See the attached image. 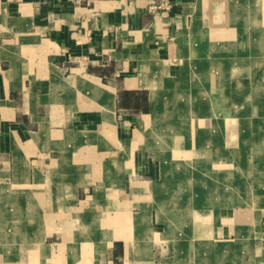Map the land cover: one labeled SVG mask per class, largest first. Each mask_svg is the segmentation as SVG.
<instances>
[{"label":"crops","instance_id":"1","mask_svg":"<svg viewBox=\"0 0 264 264\" xmlns=\"http://www.w3.org/2000/svg\"><path fill=\"white\" fill-rule=\"evenodd\" d=\"M252 161L264 0H0V264L171 263Z\"/></svg>","mask_w":264,"mask_h":264},{"label":"rangeland","instance_id":"2","mask_svg":"<svg viewBox=\"0 0 264 264\" xmlns=\"http://www.w3.org/2000/svg\"><path fill=\"white\" fill-rule=\"evenodd\" d=\"M202 155L203 154H201V156ZM217 156L219 158L223 157L222 152L217 153ZM216 168H218L216 176L220 181V183L218 182V184L223 186L225 185V182L223 180L228 179L229 182V180L231 179V173L219 172L221 168L233 170L232 178H234L235 185H240V178H242L241 176L246 175V173L248 172L250 174V181L245 184L246 191L247 185L251 183V185L253 184L254 186H256L255 190H259V194H257L258 196L256 197L252 195V200L249 199L251 202L248 207L250 206V208L246 206L247 204H245L244 206L243 197H239V192L242 191L241 186L236 187L235 189V191H237L236 193H238L236 194L237 196L235 195V202H233L232 200L230 202H227L228 200L226 197L220 196L218 198V212H213L214 216H211V214L209 213H205L204 215V217L210 216L214 218V221L211 224L212 228L204 230L206 233H208V235L205 232H202L203 230H198L199 233L204 235L201 238H206L205 244L199 247H196L197 245L193 246L191 245V242L195 243L197 240L192 239L193 237L191 232H178L176 235H174V237H178L183 242L188 241L189 246L179 247L176 246L175 243H173L172 248L169 249V256L172 257V262L168 264H177V260L179 259L178 257L181 254V250L183 252L189 253L193 260H198L200 257V259H202L201 261H192L189 264H213L214 259H216L217 256L219 257L217 260H215L214 264H264V252L262 251L264 249L262 248L261 244V231L258 222L260 217L264 215V209H261L259 207V205L264 202V184L260 183L261 181H264V178H262V180L259 178L262 170H264L263 164L252 161L247 163V165L245 166L241 163H238L236 165L218 164ZM247 179L248 178H246L245 180ZM239 198H241V202L238 200ZM204 211L207 212L206 209H204ZM192 232L194 233V236V230H192ZM249 232H251L250 239L252 241L251 243H249V245H246V247L249 248L248 250H246L244 248L245 244L242 241L248 237ZM243 250L246 251L245 255L247 256L245 259L241 260L240 257L243 256L241 254ZM238 253L240 254L239 257L237 256V258L236 255H238ZM178 264L181 263L178 262Z\"/></svg>","mask_w":264,"mask_h":264},{"label":"bare ground","instance_id":"3","mask_svg":"<svg viewBox=\"0 0 264 264\" xmlns=\"http://www.w3.org/2000/svg\"><path fill=\"white\" fill-rule=\"evenodd\" d=\"M253 182V181H252ZM255 188H256V186H254L253 184L251 185V183H249L248 185H247V190L249 191V195H250V197L253 195V196H258L257 195V191L258 190H255ZM239 189V188H238ZM240 193V192H239ZM238 194V193H237ZM239 197H241L242 198V196H240V194H239ZM241 198H239L238 200L241 202L242 200H240ZM249 199H251L252 200V197L251 198H249ZM258 250H260V249H258ZM261 252V251H260ZM259 252V253H260ZM258 253V252H257ZM256 253V254H257Z\"/></svg>","mask_w":264,"mask_h":264},{"label":"built area","instance_id":"4","mask_svg":"<svg viewBox=\"0 0 264 264\" xmlns=\"http://www.w3.org/2000/svg\"><path fill=\"white\" fill-rule=\"evenodd\" d=\"M262 231H263V236H264V223H263V229H262Z\"/></svg>","mask_w":264,"mask_h":264}]
</instances>
